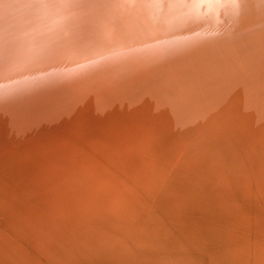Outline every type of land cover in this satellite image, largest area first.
Masks as SVG:
<instances>
[{
  "label": "bare ground",
  "instance_id": "bare-ground-1",
  "mask_svg": "<svg viewBox=\"0 0 264 264\" xmlns=\"http://www.w3.org/2000/svg\"><path fill=\"white\" fill-rule=\"evenodd\" d=\"M0 264H264V0H0Z\"/></svg>",
  "mask_w": 264,
  "mask_h": 264
}]
</instances>
